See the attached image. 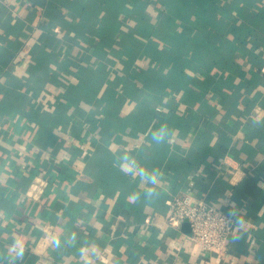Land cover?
Masks as SVG:
<instances>
[{
	"label": "crops",
	"instance_id": "0c3cea01",
	"mask_svg": "<svg viewBox=\"0 0 264 264\" xmlns=\"http://www.w3.org/2000/svg\"><path fill=\"white\" fill-rule=\"evenodd\" d=\"M162 122V195L133 203L112 149ZM184 192L241 238L169 224ZM72 231L95 255L50 247ZM16 238L23 264H264V0H0V251Z\"/></svg>",
	"mask_w": 264,
	"mask_h": 264
},
{
	"label": "clouds",
	"instance_id": "9594fccd",
	"mask_svg": "<svg viewBox=\"0 0 264 264\" xmlns=\"http://www.w3.org/2000/svg\"><path fill=\"white\" fill-rule=\"evenodd\" d=\"M175 134V130L167 123L162 122L158 127L153 128L147 137L141 138L132 148L117 151L112 149L114 155L113 165L123 175L127 176L133 183L139 182L138 190L129 195V200L133 203H147L159 200L162 195L163 173L158 169L151 168L145 162L152 152L170 146ZM227 223L234 225L232 239L239 240L245 220L235 207L229 211L226 219ZM80 245L78 251L82 256L91 252L95 255V245L81 243L75 231L53 235L50 239V247L57 252ZM28 251L27 245L22 238L11 241L7 249L0 251V264H23L24 257Z\"/></svg>",
	"mask_w": 264,
	"mask_h": 264
},
{
	"label": "built area",
	"instance_id": "2783aa9c",
	"mask_svg": "<svg viewBox=\"0 0 264 264\" xmlns=\"http://www.w3.org/2000/svg\"><path fill=\"white\" fill-rule=\"evenodd\" d=\"M167 222L180 226L190 223V237L204 251L224 253L228 248L234 225L227 223L229 212L222 211L215 202L197 198L189 192L177 193L168 201Z\"/></svg>",
	"mask_w": 264,
	"mask_h": 264
},
{
	"label": "water",
	"instance_id": "95a60500",
	"mask_svg": "<svg viewBox=\"0 0 264 264\" xmlns=\"http://www.w3.org/2000/svg\"><path fill=\"white\" fill-rule=\"evenodd\" d=\"M182 227L186 232L191 233L190 223L188 221H184Z\"/></svg>",
	"mask_w": 264,
	"mask_h": 264
}]
</instances>
